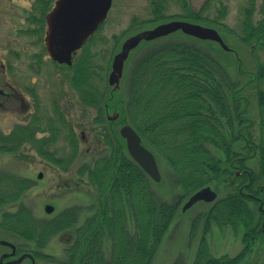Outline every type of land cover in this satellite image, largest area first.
I'll use <instances>...</instances> for the list:
<instances>
[{
  "label": "rangeland",
  "instance_id": "1",
  "mask_svg": "<svg viewBox=\"0 0 264 264\" xmlns=\"http://www.w3.org/2000/svg\"><path fill=\"white\" fill-rule=\"evenodd\" d=\"M114 1L115 4L107 18L74 54L72 65H59L49 56L45 44L47 26H43V32H40L38 31L40 26L32 22V17L41 15V12L33 7L35 0L21 2L26 3L27 12L15 16L13 23L12 20L7 23L8 27L0 28V73L3 64L8 66L11 69V82L14 86L12 109L0 106V128L9 133L19 124H28L34 115L39 116L42 113L44 117L58 116V121L55 122V126L59 128L58 138L49 146H45L55 150V154L39 155L32 144L21 145L17 154L0 151V191L1 187L9 186L11 181L24 180L29 184L18 200L0 207V223L5 212L15 213L19 207L24 206L36 218L51 222L50 229H56L47 230L45 233L38 231L32 238L27 236L32 234L29 231H0V238L14 243L25 242L30 248L41 253L36 264H61V258L66 256V248L77 238H81L78 234L81 228H84L91 218L98 217L101 210V195L105 198L107 196L105 200L106 204L108 203L109 218L114 219V212L122 208L126 218L124 230L129 236H134L139 231L134 207L126 191L122 190L123 196L120 193V196L115 198L111 192L108 193V189H104V182L112 172L111 162L115 159L117 149L124 153L122 159L127 164L136 162L129 154L120 129L126 123L135 128L130 117L134 83L142 65L147 58L153 57V53L176 54L178 47H188L209 58L214 65V76L220 81L225 83L224 75L227 76L231 85L224 86V89L238 88L242 93L240 95H243L241 99L230 98L227 101L230 107L240 106V115L244 121L240 122L231 116L234 127L226 124L227 119L220 118L218 109L214 107L215 102L205 96L210 100L208 102H211L215 122L217 119L222 122L221 128L228 136L227 141L231 149L234 148L239 125L243 127L246 123L251 124V141L255 148L247 152L245 149L242 150V155H247V160L242 166H248L251 173L257 176L262 168L264 76L257 77V74L259 70L264 69V49L257 47L256 44L264 41L246 38L248 36L243 21L249 11L247 9H251L253 3L254 21L263 18L264 12L262 14L261 11L264 10H261V7L264 0H253L252 3L250 0ZM51 2L53 5L54 1ZM22 15L26 22L21 21ZM194 15L200 18L196 19ZM175 19H187L216 28L232 50H225L218 42L198 39L182 31L142 41L130 52L125 62L120 87L113 90L108 78L114 56L121 50L123 42L140 31ZM258 33L259 36L261 32ZM85 48L90 50L86 63L95 75L92 81L100 93H106L105 98L110 96L108 102L104 99L99 103L87 101L84 97L86 94L84 87L77 82L78 77L86 75L77 73L78 68L85 65L82 60L80 61L85 55ZM0 79L2 86L3 78ZM18 94L25 99L29 112L22 107L21 98H17ZM228 95L231 97L232 92L228 91ZM115 113H119L118 118L109 119V116ZM53 125L50 122L44 123V126L48 127ZM136 131L139 133L137 129ZM103 133L109 136L108 141ZM36 135L46 138L51 132L36 131ZM239 143L243 146L245 140L240 139ZM143 144L155 155L161 173L160 181L149 177L148 185L152 197L156 203L166 202L172 208L169 224L160 232V236L154 234L151 238L152 243L154 242L151 264H194L199 259L201 250L206 252L202 260L237 258L238 264H264V236L261 239L256 238L247 248L245 234L246 231H251L252 225L249 226V220L244 221L246 214L242 213L241 216L244 217L236 220V223H221L208 218L209 211L217 200L225 201L230 194L232 196L237 193V186L231 184L229 180L233 179V172L205 185L216 191V199L198 201L184 210L185 203L199 189L194 192L186 190L168 163L165 153L155 145L144 141ZM238 145L235 144L236 149L240 147ZM226 148L211 146L212 152L220 161L221 169L224 170L231 161L238 164L234 150H231L229 158L230 153L228 154ZM54 159H60V164ZM102 164L108 173L104 177L105 181L100 180V183L93 173L95 170H101ZM263 183L260 182L258 185ZM242 202L246 211L252 213L254 210L259 216V206L255 201L242 199ZM47 204L54 205L52 212L45 210ZM64 211L67 215L59 218ZM260 217L258 221L262 225L264 213ZM57 221H60L61 225L55 228ZM2 225L6 228L4 223ZM100 231L99 244L106 258L105 263L109 264L114 242L112 230L106 224ZM0 250H3V247ZM43 254L48 256L44 257ZM81 262L75 261L74 264H82ZM28 263L29 260H25L21 264Z\"/></svg>",
  "mask_w": 264,
  "mask_h": 264
},
{
  "label": "trees",
  "instance_id": "2",
  "mask_svg": "<svg viewBox=\"0 0 264 264\" xmlns=\"http://www.w3.org/2000/svg\"><path fill=\"white\" fill-rule=\"evenodd\" d=\"M195 18L199 19L200 17L196 16ZM245 28L248 36L246 38H257V40L264 41L263 26L260 28L247 26ZM258 31L261 32L259 36ZM256 46L264 49V42H258ZM176 48L174 47V49ZM88 50H85V55L80 59L85 65L80 66L77 72L86 73V75L78 77L77 82L84 87L86 93L84 97L87 101L99 103L104 99L108 102L110 96L105 98L106 93H100L92 81V77L95 75L86 63L87 54L90 51ZM152 56L146 59L140 74L135 79L130 102V117L133 125L139 131L144 142L157 146L165 153L168 163L173 167L181 184L190 192L201 189L213 180L222 179L221 176L234 173L233 181L230 183L237 186V193L232 196L230 194L225 201L223 200V206L220 209L213 206L209 211L208 218L221 223H236V220L244 217L241 216L242 213L246 214L244 221L249 220V226L253 227L245 234V242L249 248L256 238L261 239L264 236L260 221H258V217H262L264 213V210L260 209V206H264V183L258 185V183L264 182V146L262 147L261 171L258 172V176L250 172L252 183L249 188H246L248 171H242V174L237 176L235 171L229 168L220 169V161L211 150V146L218 148L227 146V152L230 153L228 157L231 158V150L236 149L235 144L240 139L236 138V142L233 144L234 148L231 149L230 143L227 141L228 136L221 128L222 122L219 119L215 122L211 102H208L210 101L209 97L212 102H215L216 106L214 107L220 110L218 111L220 118L226 117V124L234 127L227 100L230 98L232 100L241 99L243 95L240 94L242 93L238 88L224 89V86L231 85L230 80L222 72L220 73L225 76V83L215 77L214 65L205 54L197 50L178 47L176 54L159 52L153 53ZM257 75V77L264 76V69L259 70ZM228 91L232 92L231 97L228 95ZM38 118V115L32 117L28 128L21 132L22 136L23 134L25 137L27 134L31 136L34 133L39 126L40 119ZM103 135L108 141L109 136H106V133ZM10 141L13 139H0L2 143ZM50 142V138H45L44 143L40 142L38 146L42 149ZM0 147L8 148L7 146ZM253 148H255L254 144ZM233 153L235 158L239 156L235 151ZM123 157L124 153L117 149L115 159L111 162L112 172L106 181L104 177L108 172L103 164L101 170H95L93 174L99 179V182L100 180L105 181L104 189H108V193L111 192L115 198L119 197L120 193L123 196L122 190L126 191L134 207L139 231L134 236H129L124 230L126 218L122 208L114 212V219L109 218L107 216L108 203L106 204L105 200L107 196L105 198L104 195H101V210L98 217L91 218L86 226L81 228L78 233L81 238H77L72 245L66 248V256L61 258V264H74L75 261H82V264H107L99 244L101 242L100 230L106 224L110 226L114 240L109 264H151L154 252V242L152 243L151 238L154 234L157 237L158 234L160 236V232L169 224L172 208L166 202L158 204L154 201L148 185L150 176L136 162L127 164L122 159ZM54 160L60 163V159ZM28 186V182L18 180L11 181L7 187H1L0 207L18 200ZM242 199L255 201L259 206V216L254 210L252 213L246 211ZM119 211L121 213H118ZM2 218L3 223L8 227L32 232L31 235H27L31 238L38 233V229L43 227L24 206L19 207L15 213L10 215L5 212ZM58 225H61L60 221H57L55 228ZM40 232L45 233L46 231ZM203 251H200L199 259L196 261L198 264H238L237 258L202 260L203 254L206 253ZM40 254L38 253V255ZM43 255L44 257L48 256V254Z\"/></svg>",
  "mask_w": 264,
  "mask_h": 264
},
{
  "label": "water",
  "instance_id": "3",
  "mask_svg": "<svg viewBox=\"0 0 264 264\" xmlns=\"http://www.w3.org/2000/svg\"><path fill=\"white\" fill-rule=\"evenodd\" d=\"M113 0H57L54 9L48 14V31L46 34V49L52 59L59 63H73L74 54L84 45L106 19ZM182 31L187 35L218 42L225 50H232L224 41L219 31L200 23L175 19L155 25L128 37L121 50L114 56L112 69L108 78L113 90L120 87L125 62L130 52L142 41L153 40L162 36ZM119 113L110 115L109 119H117ZM120 133L126 140L127 149L134 160L155 181L161 180L160 169L155 155L142 142L141 135L130 124H123ZM42 173L40 174V177ZM217 193L211 186H205L191 195L183 209L186 210L198 201H213ZM46 210L52 212L54 206L46 205ZM9 243L8 241L1 240ZM23 258V257H22Z\"/></svg>",
  "mask_w": 264,
  "mask_h": 264
},
{
  "label": "flooded vegetation",
  "instance_id": "4",
  "mask_svg": "<svg viewBox=\"0 0 264 264\" xmlns=\"http://www.w3.org/2000/svg\"><path fill=\"white\" fill-rule=\"evenodd\" d=\"M26 1L27 0H0V28L1 27H8L7 23L10 22V20H12V23H13V19L15 16H18L21 12H24L26 9H28L26 3H21V2H26ZM51 1L52 0H35V3L33 4L34 5L33 7L38 9L41 12V15H35L34 17H32V22H33V24L40 26L38 29V31H40V32H43V28H42L43 26L44 27L47 26L46 34L48 31L47 16L54 9L57 0H53L54 1L53 5H51V3H52ZM250 2L252 3L254 1L250 0ZM114 4H115V1L113 0L110 10L114 6ZM263 6L261 7V10H264ZM247 10H249V11L246 14V18L243 21V23H245V27L248 26V27L255 28V27L264 26V16L262 19L256 21L257 23L253 19V17H254V3L252 5L251 9H247ZM45 11L47 13H44ZM25 12H27V11H25ZM263 12L264 11H261L262 14H263ZM184 20H187V19H184ZM21 21L22 22L27 21V20L25 21V18L23 17V15L21 16ZM45 41H46V37H45ZM56 63H58V62H56ZM59 65H64V64H59ZM10 71H11V69L8 68V66H5L3 64V67H2V70L0 73V77L3 78L2 79L3 85L2 86L0 85V106H5V107L12 109L11 108L12 107L11 100L13 97L14 86L12 85V82H11L12 74H10ZM0 82H2L1 79H0ZM20 95L21 94H18L17 98H19V97L21 98L22 107L25 108V110L27 112H29L30 110H28V104L25 102V99L23 98V96L22 95L20 96ZM229 106H230V103H229ZM239 107H240L239 105L238 106L233 105L230 107L231 109H229V112L230 113L232 112L231 114L234 113V115H232V116H234V118L236 117L238 119V121L241 122L244 120L240 115L241 113H240ZM218 111H220V110L218 109ZM235 115H237V116H235ZM38 117H39L38 119H40V121H38L39 122V126L37 128L38 130H35L31 136H28V134L26 137L24 136V134H23V136L21 135V132L24 131V129L26 130L28 128L29 122H28V124L26 123V124L17 125V127L14 128L9 133H6L5 131H3L0 128V139L1 138L13 139V141H10L7 143L0 142V146H7L8 147L5 149L0 147V151H5V152H10L12 154H17V152L20 150L21 145L32 144L35 146L34 149L39 155L55 154V152H56L55 150H52L50 148H46L45 146H43L42 149L39 148L38 144L40 142L44 143L45 138L37 137L36 131L37 132L38 131L44 132L46 130H49L51 132V135L46 137V138L51 139V142L49 143V144H51L54 140H56L58 138L59 128H57L55 126V122L58 121V118H57L58 116H56V117H54V116L53 117H50V116L44 117V116H42V113H41ZM247 121L248 120L245 118V122H247ZM48 122H50L54 125L51 127L50 126L49 127L44 126V123H48ZM238 128L239 129H238L236 136L239 139H244L245 143L242 146L239 142H236V145L239 144L238 146H240V147H238V149H234V151L237 154H239V156L237 158H235V159H237L238 164H235L234 161H231L230 163H228L229 166L226 165V166H228V167H226V169L227 168L234 169L235 174L237 176L242 174L241 171H246V172L248 171L245 186H246V188L247 187L249 188V186H251V183H252V180H251L252 178H251V173H250L251 170L246 165L242 166L243 163H245L247 160V158H246L247 155H242V153H243L242 150L245 149V152H247L248 150L251 151L253 149V143L251 141V135H252L251 124L246 123L243 127H242V125H239ZM49 144H48V146H49ZM241 147H243V148H241ZM57 160H59V159H57ZM58 164H60V163H58ZM219 168L221 169L220 166H219ZM229 180L233 181L232 178H230ZM222 202H223L222 200H217L214 206L217 207V209H220ZM260 209L263 211L264 206L262 205ZM45 210H46V207H45ZM7 213H8V211H7ZM8 214L10 215L13 213H8ZM65 215H67L66 211L62 212L60 214L59 218H63V216H65ZM2 216H1L2 221L0 223V231H20L18 229L8 227L7 225H6V228L2 227L3 226L2 223L4 221ZM36 219L38 220L39 224H41L43 226L42 229H38L37 231H47V230L48 231H56V229H50V227H47V225L51 224V222H49V221L45 222V221L40 220L38 218H36ZM261 231H263V233H264V221L261 225ZM1 240L8 241L9 243L2 242ZM0 246L3 247V250H0V264H21L25 260H29L28 264H36L37 258L39 256L38 253H36L38 251H35V249L30 248V246H28V244L25 242L14 243L10 240L0 238ZM54 263H56V262L54 261Z\"/></svg>",
  "mask_w": 264,
  "mask_h": 264
}]
</instances>
